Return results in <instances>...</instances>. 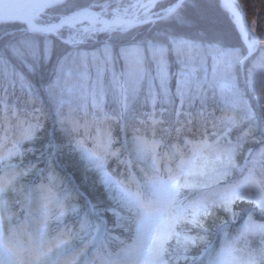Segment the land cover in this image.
I'll use <instances>...</instances> for the list:
<instances>
[{
  "label": "snow or ice",
  "instance_id": "obj_1",
  "mask_svg": "<svg viewBox=\"0 0 264 264\" xmlns=\"http://www.w3.org/2000/svg\"><path fill=\"white\" fill-rule=\"evenodd\" d=\"M262 16L0 0V264H264Z\"/></svg>",
  "mask_w": 264,
  "mask_h": 264
},
{
  "label": "trees",
  "instance_id": "obj_2",
  "mask_svg": "<svg viewBox=\"0 0 264 264\" xmlns=\"http://www.w3.org/2000/svg\"><path fill=\"white\" fill-rule=\"evenodd\" d=\"M238 2L245 8L249 21L257 15L264 14V0H238Z\"/></svg>",
  "mask_w": 264,
  "mask_h": 264
}]
</instances>
